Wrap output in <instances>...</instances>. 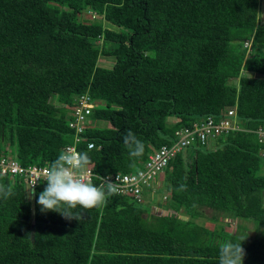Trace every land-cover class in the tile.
Masks as SVG:
<instances>
[{
	"label": "trees",
	"instance_id": "trees-1",
	"mask_svg": "<svg viewBox=\"0 0 264 264\" xmlns=\"http://www.w3.org/2000/svg\"><path fill=\"white\" fill-rule=\"evenodd\" d=\"M260 1L0 0V150L12 147L22 167L50 166L75 146L100 176L136 173L179 130L229 107L250 131L168 162L159 206L170 214L114 195L67 220L41 212L47 183L33 196L21 177L0 176L12 189L0 196V264H219L220 245L242 240L243 264H264ZM86 94L96 107L75 142L68 108ZM129 129L145 146L139 157L122 141Z\"/></svg>",
	"mask_w": 264,
	"mask_h": 264
},
{
	"label": "built area",
	"instance_id": "built-area-1",
	"mask_svg": "<svg viewBox=\"0 0 264 264\" xmlns=\"http://www.w3.org/2000/svg\"><path fill=\"white\" fill-rule=\"evenodd\" d=\"M89 17L90 19H96L98 16L89 13ZM95 107V104L87 94L74 97L73 104L68 108L67 122L69 128L75 132V142L79 141L78 135L83 132L86 124H90L88 117ZM236 110V107H229L225 108L219 117L208 116L195 119L188 128L181 129L176 133L177 138L172 146H163L159 151L150 155L148 161L142 166V170L136 173L100 176L93 172L92 167L87 166L89 178L93 183L96 182V185L103 183L102 178H107L111 182H115L118 186L119 191L116 195L130 197L136 199L140 203H143L144 200L145 203L144 193L147 192V189H152V183L179 151L194 145L201 147L211 146L218 138L232 133L250 132L246 128L241 127ZM254 133L257 134L258 142L264 144V126L258 128ZM69 148H75V146H66L62 151ZM87 148L88 150H93L95 146L93 143H89ZM5 152H7V150H0V176L8 177L12 183L17 180L16 178L21 177L28 192L30 190L32 191L31 184L37 177H39L41 183H47L46 181L43 182V171L49 166L22 167ZM40 182L38 181L34 188H36Z\"/></svg>",
	"mask_w": 264,
	"mask_h": 264
},
{
	"label": "clouds",
	"instance_id": "clouds-1",
	"mask_svg": "<svg viewBox=\"0 0 264 264\" xmlns=\"http://www.w3.org/2000/svg\"><path fill=\"white\" fill-rule=\"evenodd\" d=\"M124 145L130 150V155L139 157L144 152V144L133 131L126 130L122 137ZM90 156L85 151L69 148L62 151L57 159L43 171V182L47 185L38 194L37 204L41 212H56L67 220L82 218L81 213L74 212L77 206L84 210L97 208L106 202V197L114 196L119 189L115 182L102 178L103 183L96 185L89 178L87 166ZM40 182L39 177L31 184L32 195L34 186ZM41 183V182H40ZM12 195L9 186L0 185V196L7 198ZM31 236V234H29ZM243 241V240H242ZM242 241H225L219 247V264H243L245 250Z\"/></svg>",
	"mask_w": 264,
	"mask_h": 264
},
{
	"label": "rangeland",
	"instance_id": "rangeland-1",
	"mask_svg": "<svg viewBox=\"0 0 264 264\" xmlns=\"http://www.w3.org/2000/svg\"><path fill=\"white\" fill-rule=\"evenodd\" d=\"M260 7H261V11H260V14H259V19H260V23L264 24V0L260 1ZM107 61L108 60L105 59V58H101L100 59L101 64H107ZM172 121H173V119H169V122H172ZM2 148H4V147H2ZM5 150H7V154L8 155H10L12 157L14 156L13 155L14 152H13V148L12 147L7 148ZM140 170H142V168ZM162 175H163V173L159 176V178H157V182H156V184L154 186V190L148 191V192H146L144 194L146 200H148L150 202V203H148V202L147 203L151 206V213L152 214H157V215L170 214L171 213V212H168V210L165 207L161 208L159 206L165 200V198H164V194H165V192H164V181L162 179ZM151 198L153 199L152 201H151ZM147 203H145V204L147 205ZM203 213L205 215V218H210V217L213 216L212 211L208 210V209H204ZM145 217L149 218L150 215H147ZM219 221H218L219 222L218 224L225 223L224 228H225V230H227L230 233H234L236 231V224L239 223V222H234V221H230V220H222V218H220V217H219ZM201 222H203V221H201ZM213 226H214V223L211 222L210 223V227L213 228ZM247 226L249 227V230L251 231L252 230L251 225H247Z\"/></svg>",
	"mask_w": 264,
	"mask_h": 264
},
{
	"label": "bare ground",
	"instance_id": "bare-ground-1",
	"mask_svg": "<svg viewBox=\"0 0 264 264\" xmlns=\"http://www.w3.org/2000/svg\"><path fill=\"white\" fill-rule=\"evenodd\" d=\"M181 152V151H180Z\"/></svg>",
	"mask_w": 264,
	"mask_h": 264
}]
</instances>
